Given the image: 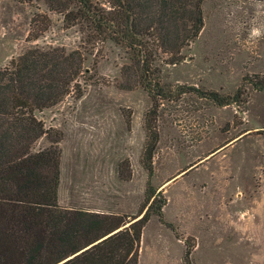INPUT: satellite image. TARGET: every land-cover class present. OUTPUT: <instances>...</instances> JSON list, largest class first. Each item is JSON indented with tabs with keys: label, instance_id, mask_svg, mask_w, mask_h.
Returning a JSON list of instances; mask_svg holds the SVG:
<instances>
[{
	"label": "rangeland",
	"instance_id": "1",
	"mask_svg": "<svg viewBox=\"0 0 264 264\" xmlns=\"http://www.w3.org/2000/svg\"><path fill=\"white\" fill-rule=\"evenodd\" d=\"M201 11L182 59L159 64L151 98L121 87L128 59L118 46L91 49L58 13L0 0V68L35 46L82 52L79 92L33 112L47 130L34 150L50 140L60 149L58 205L130 219L151 200L146 191L164 198L163 222L151 215L141 229L137 264H186V249L189 264H264V0H203ZM35 12L49 24L32 38ZM207 92L238 101L218 106Z\"/></svg>",
	"mask_w": 264,
	"mask_h": 264
},
{
	"label": "trees",
	"instance_id": "2",
	"mask_svg": "<svg viewBox=\"0 0 264 264\" xmlns=\"http://www.w3.org/2000/svg\"><path fill=\"white\" fill-rule=\"evenodd\" d=\"M19 1L58 13L64 27L77 28L86 47L118 46L128 59L120 68L121 87L139 85L151 98L160 95L159 64L178 63L202 27L203 0ZM48 24L35 12L30 37ZM81 75L82 52L62 47L26 49L0 68V264H137L143 225L151 215L163 222L164 198L151 190L144 211L130 219L58 205L60 149L50 140L34 150L47 130L33 112L79 92ZM237 94L206 96L222 106L236 103ZM156 142L157 131L149 127L142 156L148 174ZM188 255L186 249V264Z\"/></svg>",
	"mask_w": 264,
	"mask_h": 264
}]
</instances>
